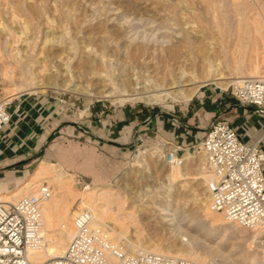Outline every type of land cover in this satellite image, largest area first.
<instances>
[{
    "label": "bare ground",
    "instance_id": "1",
    "mask_svg": "<svg viewBox=\"0 0 264 264\" xmlns=\"http://www.w3.org/2000/svg\"><path fill=\"white\" fill-rule=\"evenodd\" d=\"M16 1L23 7L25 13H29L28 15L30 13L32 14L31 11L38 14L43 13L38 7L39 1L48 4L47 0ZM113 1L116 4L122 2L125 5H133L136 7H146L151 3V0ZM156 1H163L169 5L167 9L171 14V17L168 16L170 18H165L159 22L141 17L131 19L125 15L126 12L122 13L119 18L118 15L112 18L108 16L72 18L66 12L63 18L53 20L48 18L45 9L44 13L46 15L44 17H46L48 29L40 31L39 25L37 24L35 26V30L40 31L42 37L40 41L41 46L37 49L40 50L43 45L47 44L55 52L45 59L47 63L38 65L39 69L32 76L33 81L31 87L49 86L56 90L81 94L86 99V103H88L90 96L94 94L91 93L90 88L88 89V85H90L93 89L99 88L95 91L98 97H109L113 98L114 101H147L156 103L168 97L175 101L189 99L206 82H215L219 86H226L231 82H235L239 77H264V65L260 67L256 63L245 64L242 61L245 65L240 64L241 62H235L236 64L233 65L235 70H232L234 71L232 77L236 79L227 80L231 76L225 75L223 70H221V64L215 60V53L218 47L212 37L215 35L211 33L212 27L207 24L208 20L205 21L202 15L197 17L196 22L193 18V21L187 19L186 11L189 7V0ZM204 1H206L209 7L214 8V13H217L219 8L216 7L219 5L217 4L219 0ZM235 1L237 0H225V4L226 6H232L236 4ZM109 9V7L103 5L95 10L106 12ZM220 9L222 10V8ZM237 10V12L236 10L234 11L238 16H236L238 28L236 30L239 31L243 25L244 33L248 39L247 43H250L251 46V44L254 45L260 42L264 46V5L259 7V12L255 10V13L258 14L257 16L253 13L251 14L255 16L252 19L247 18L246 9H241V11H239L240 9ZM217 18H221V21L217 22ZM217 18L214 20L215 23H212H214V26H217L216 28H222L220 32L218 29L215 31L216 34L217 30L221 34V30L224 28L225 15H220ZM226 23L227 21L225 25ZM225 28L228 31L227 27ZM47 32L52 33L50 38H47ZM214 37L217 39L216 36ZM113 38H116V40ZM217 42L220 44L219 41ZM240 44H242L241 41ZM241 46L243 50H247L246 47L248 44H242ZM242 48L241 51H243ZM108 51L117 52L118 57L115 59L110 58L111 56L109 57L107 54ZM148 54L155 55V59L153 60L149 57L151 60L150 64L147 61ZM239 54L241 55L240 52ZM236 57L238 56L236 55ZM262 61H264V58H262ZM129 62L132 64L139 63L140 66H145V74L141 72L146 76V82L143 85L138 86V83L142 82L139 81L138 75H134L131 78L126 74L128 71L123 72ZM115 66L118 69L119 67L121 68L119 69V74L114 72ZM50 78L55 79L50 85L43 82ZM58 80L59 82H57ZM146 84L149 86H146ZM20 90L19 88H15L10 95L16 94ZM87 107L86 104L83 112L87 110ZM152 147L146 156L158 155V150H160L159 146ZM189 157L188 153L184 155V163L181 166L169 165L163 175L164 181H157L156 184L146 186L141 191L129 189L131 186H128L129 184L124 187L121 185L124 188V193H126L124 195L96 185L91 187L85 186L84 192L82 191L83 193L80 194L70 187L69 183L71 181L69 182V174L62 177L60 167L55 168V165L51 162L40 161L27 181L9 194L6 200L12 201L19 194L22 196H26L29 193H32L29 195L37 194L39 188L43 185L47 186L50 191L49 196L42 199L39 203L43 219L42 234L46 243L43 247L28 252L30 262L33 264H49L51 258L60 255L64 251L74 232L73 218L77 210H74L72 213L74 215L72 221H70L68 215L70 214L73 201L79 198L77 208L86 207L92 211L94 215L92 225L103 227L112 242L118 243L122 241L129 252H153L185 258L197 264H214L205 251L202 249L198 250L197 244L199 242L204 244L202 237L200 238L197 232L194 234L191 231L193 229L198 231L204 228L206 233L210 231L213 233L223 232L236 238L240 252H244L245 256H248L247 262L243 264H264V252L261 253L258 249H246L249 251L248 253V251L243 249L244 242L250 237H253V240L257 239V233L227 219L222 212L214 211L210 208L209 182L211 174L207 170L205 172L200 169L199 161H201V158H198V162H196L195 160H190ZM131 160V165L134 167L142 166L149 168L148 160L142 156L135 155ZM189 162L197 166L195 174L200 175L199 178L202 179L198 183L207 184L205 190L190 187L189 179H192V177L188 170ZM41 178H48L49 183H53L55 187L50 190V186L43 183L41 185L39 184L37 190H35L34 187ZM184 197L185 199H183ZM156 198H160L161 201L157 202ZM174 199L176 200V204L173 203ZM126 200L133 204L132 206L136 208L135 211L140 214V219L146 220V222H150L156 217L153 211L147 214L144 207L148 206L147 202L156 205L160 220L158 223L154 222L153 226L156 223L157 225L161 223L169 226V228L172 227L178 230L179 233L184 232L187 235L185 241L174 239L166 242L156 241L145 243L141 240H129L126 234L128 230L127 225H137L138 223L134 217V211H125L123 206ZM190 205L196 210L197 221L193 226L188 225L183 228V223L179 218L183 213L180 210V206ZM108 220L111 225L108 224ZM138 225L131 230L137 237L136 239H140V236H142V227L140 228Z\"/></svg>",
    "mask_w": 264,
    "mask_h": 264
},
{
    "label": "rangeland",
    "instance_id": "2",
    "mask_svg": "<svg viewBox=\"0 0 264 264\" xmlns=\"http://www.w3.org/2000/svg\"><path fill=\"white\" fill-rule=\"evenodd\" d=\"M85 1L86 0H82V1L47 0L48 4L39 1L38 7L41 9L43 13L38 14L36 12L33 13V11H31L32 14L30 13L31 15L30 16L28 15L29 13H25L23 7L19 3H17L16 0L15 1L0 0V23H1L0 25L2 26L0 28V100H7L11 103L13 99H18V98L21 99L46 98L47 100L51 101V103L55 104V106L58 107L59 110H61V113L66 114L64 115V118H67L64 119L65 121H63V123L56 125L55 129L48 136L44 148L38 153L37 160L30 162V165H28L27 168H29V170L24 174L22 181L16 184V186L12 187L11 189L0 192V202H15L18 198L22 196L21 194H19L15 197V199H12V201H6L8 199L7 197L9 194L14 192L18 187L22 186L27 181L30 175H32L39 161L42 159L43 161L53 163L55 165L54 166L55 168L60 167L61 170L60 173L62 177H65L66 175L69 174L70 175L69 182L71 181L69 183L70 187L72 189H75L80 194L84 192L85 186L91 187L93 185H96V186H101L104 189H108V190L110 189V191L119 193L120 195H124L126 194L124 193V188H123L125 185L128 184H129L128 186L131 185L129 189L133 191H141L144 188H146V186L156 184L157 181L158 182L161 180L164 181L163 175L165 174L169 164L165 162L161 158V156L159 157V155L154 154L151 157L146 156L150 152L151 148H153L151 146L153 145V143L150 145L142 144L139 148L138 147L135 148V150H133L131 154L125 156L110 155L104 152L105 150L104 149L102 153L100 152L102 156L100 162V164H102V170L99 171L95 169V167L93 166L95 161H93L92 159H94L95 158L94 155H98L99 152L93 148V143L89 142V141L91 142L93 141L92 138L89 139L88 133L83 131V129L89 131V127L85 125L88 124V121L86 120L96 119L97 117L95 114L97 112H100L101 110H103V115L107 113L111 114L112 112H115L119 109H123L125 111L130 110L129 112H132L133 115H136L138 121L144 119L150 113H156L167 117L172 115H179L181 117H178V119L180 121L189 124L190 126L195 125L197 122H199L200 119L201 126H204L201 129V136L203 137L204 136L203 132H205V129L214 119H210V116L208 114H198V118L199 117L200 118L198 119L197 116H195L194 118L193 113H195L197 109V106L195 105L196 100L197 102H200L205 100H213V99L216 100L217 98H225L230 103H237V100L233 97L230 91L232 82L227 84L226 86H221V85L219 86V84H216L215 82H206L203 85H201L198 88V90L189 99L175 101L172 98L168 97L156 103H150L147 101H122V100L114 101L113 98L98 97L96 96L95 91H97L99 88L93 89L91 88L90 85H88V89L90 88L91 93L94 94L90 96L88 103H86V99L81 94H75L70 91L56 90L49 86L31 87V83L33 81L32 76L39 69L38 65H40L41 63H47V60L45 59L51 56L52 53L55 52L47 44L43 45L42 49L40 50L37 49L39 48V46H41L40 41L42 40V37L40 31L41 30L44 31L48 29L46 23V17H44V15L47 14L48 18L53 20L58 18H63L66 12L72 18L104 17V16H108L112 18V17H117V15L119 18L121 17L122 13L126 12L125 15L128 18L136 19L141 17L144 19L157 20L156 22L163 21L165 18L168 19L171 17V14L167 9L169 5H167V3L163 1L159 2L156 0H151L150 4L153 6L149 4L146 7H140V6L136 7L127 4L125 5V3L122 2L116 4L113 0H87L86 2ZM188 2H189V7L188 10L186 11L187 19L190 21L191 20L193 21V19H195L194 21L196 22L197 17L199 15H202L205 18V21L208 20L207 24L212 27L211 33L212 34L214 33L215 35L214 34L213 35L217 37V39H215V37L212 36L213 40L215 41L217 47L218 48L220 47V49L217 48V51L215 53V58H216L215 60L221 64L222 67L221 70H223L225 75L231 76L227 80L236 79L232 77L234 74V71H232L234 69L233 65L236 63L241 62L240 64L243 65L248 63H256L260 67L264 65V61H262V58H264V48L262 47L264 46H262L260 42H257L254 45L251 44V46L250 43H247L248 39L244 33V26L242 25L240 27L239 29L240 32L236 30L237 15L234 12L235 10L237 12L238 11L237 9H240L239 11H241V9L242 10L246 9L247 18L252 19V17L258 15L255 13V10H258L259 12V7L261 5H264V0H258V1L237 0L235 1L236 7L235 5L226 6L225 0H219L217 2V4L219 5L218 7H216L219 8L220 10L217 11L218 14L214 13L215 12L214 8L209 7L206 1L204 0H189ZM103 5H106L110 9L106 12H99L95 10L96 8L101 7ZM220 8H222V10ZM45 9H46V14L44 13ZM207 10L208 12H206ZM252 13L255 16L254 15L252 16L251 15ZM212 15H214L215 17ZM216 15L218 16L225 15V22L227 21L226 25L225 22L223 21L224 31L221 30L222 35L219 33L220 29L222 28L220 27L216 28L217 26L213 25L215 23L214 20H216V18L218 17ZM259 18L261 19V17ZM218 21L220 22L221 18H217V22ZM37 24L39 25L40 31L35 30L36 29L35 26ZM225 27H227L228 31L225 30L226 29ZM216 29L219 30V32L217 30V34L215 32ZM4 30L5 32H3ZM47 33H48L47 38H50L52 36V33L49 32ZM113 39L116 40V38ZM217 41H219L220 44ZM240 41L242 44H248V46L246 47L247 50L245 49L243 50ZM28 43L31 44L28 45ZM241 48L244 52L241 51ZM110 52L111 51L107 52L108 56L109 57L111 56L110 58L115 59L118 57L117 52H111V53ZM239 52L241 53V55L239 54ZM243 53L244 55L242 56ZM236 55L238 57H236ZM154 56L155 55L148 54L147 61L149 62V64L151 63L150 62L151 60L155 59ZM149 57L151 58V60ZM234 57L238 58L237 59L238 61ZM242 61L245 64L242 63ZM115 67L116 70L114 69V72H117V74H119L120 72L119 69L121 68L119 67L118 69L117 66ZM77 69H81V68H77ZM126 71L130 73L129 74L127 72L126 74L131 78L134 77V75H138L139 81L140 82L142 81L141 83H138V86H141L146 82L145 81L146 76L144 75L145 74L144 65L140 66L139 63L132 64L131 62H129L128 65L125 66L123 72ZM141 72L144 74H142ZM54 80L55 79L50 78L48 80H44L43 82H46L47 85H50V83H52ZM57 82H59V80ZM83 84L85 83L83 82ZM146 86L149 85L146 84ZM13 88L14 89L19 88L21 90L18 91L16 94L10 95L11 92H13L14 90ZM86 104L88 106L87 110L83 112V110H85L86 108ZM247 112L253 113L254 115L255 114L261 115L256 111L254 112L247 111ZM219 120H223V119H219ZM137 127L140 128L141 125L139 124L137 125ZM79 132H82V134ZM142 132L143 131H141L140 133ZM47 152H50L51 154L50 159L42 158ZM135 155H139L140 157L142 156L143 158L148 160L149 168L145 167L146 168L145 169L142 166H136V167L132 166L131 159ZM188 156H190L189 157L190 160L193 161L195 160L196 162H198L197 161L198 158L199 159L201 158V161H199L200 162L199 165L201 166L200 169L206 172L205 164H204V154L201 150H197V151L191 150ZM78 158H80V161H82V159H85L87 163L88 161H90V164L88 163L89 165H86V170L80 171L78 169H73L71 163L74 161L77 162ZM196 167L197 166L194 163H190V162L188 163V170L190 172V176L192 177V179H189L190 187L196 189L200 188L201 190L202 189L205 190L207 184L205 185L204 183H198L202 181V179L199 178L200 175L195 174ZM43 183L49 185L50 190L53 189V187H55L53 183H49L48 178H41L40 180L37 181V185H35L34 189L37 190L39 184L41 185ZM156 199L157 202L161 201L160 198H156ZM183 199H185V197ZM78 202H79V198L78 199L76 198L72 203L70 209L71 215L70 214L68 215L70 221H72V218L74 216L72 215L73 211L79 209L77 208ZM173 203L176 204L175 199L173 200ZM132 205L133 204H131L129 201L126 200L123 207L125 211H134V217L136 219V222L139 224L137 225L140 228L142 227L141 228L142 236H140L141 237L140 239L139 238L136 239L137 237L134 235L133 231L131 230H133V228L136 227L137 225L129 224L127 225L128 230L126 229L127 230L126 234L129 237V240H139V241L141 240L145 243L156 242V241L166 242L174 239L185 241L187 235L184 232L179 233L178 230L172 227L169 228V226L167 225L165 226L164 224L161 223L157 225L158 221L160 220V218H158L160 215L158 214L156 205L147 202V205L149 207L148 206L144 207V209L147 211V214H149V212L151 211L155 213L156 218L151 220L150 222H146V220H141L140 214H138L135 211L136 208L133 207ZM180 208H181L180 210L183 211V213L181 212L182 215L179 216L181 222L183 223V228L187 227L188 225L193 226L194 223L197 221L196 219L197 213L195 208L192 205L183 206V207L180 206ZM154 222H157L155 226H153ZM108 224L111 225L109 223V220H108ZM191 231L194 234L197 232L198 236H200V238L202 237V239L204 240V244L199 242L197 244L198 250L202 249L203 251H205L208 257L212 259L214 264H243L247 262L248 256H245L244 252L243 253L240 252V247L237 245V239L234 238L232 235L224 234L223 232L213 233L212 231L210 232L208 231L209 233H206L205 232L206 230L204 228L199 229L198 231L196 229H193ZM205 234L206 236L204 237ZM252 238L253 237H250L247 241L244 242L245 248L243 247V249L244 250L258 249L261 251V253L264 252V247H262L256 240H253ZM119 242L122 243V241Z\"/></svg>",
    "mask_w": 264,
    "mask_h": 264
},
{
    "label": "built area",
    "instance_id": "3",
    "mask_svg": "<svg viewBox=\"0 0 264 264\" xmlns=\"http://www.w3.org/2000/svg\"><path fill=\"white\" fill-rule=\"evenodd\" d=\"M237 104L264 115V77H239L231 84ZM10 102L0 100V131L8 124ZM175 122L178 118L173 117ZM141 135L134 137L142 141ZM158 155L172 166H181L184 155L201 150L209 182L210 208L257 233L264 247V148L261 138L244 140L226 120H213L200 141L186 148L157 142ZM50 194L41 186L37 194L15 202H0V264H33L28 252L43 247V219L39 203ZM94 215L86 207L73 218L74 232L64 251L49 264H197L191 260L153 252H129L114 243L103 227L93 226Z\"/></svg>",
    "mask_w": 264,
    "mask_h": 264
},
{
    "label": "crops",
    "instance_id": "4",
    "mask_svg": "<svg viewBox=\"0 0 264 264\" xmlns=\"http://www.w3.org/2000/svg\"><path fill=\"white\" fill-rule=\"evenodd\" d=\"M216 99V98H215ZM216 101V102H215ZM197 109L193 113L194 118L198 114H208L210 119H223L228 121L244 140H256L261 138V146L264 148V115H254L237 103H230L225 98L195 102ZM11 116L8 124L0 131V192L11 189L22 181L24 174L29 170L30 162L37 160L38 153L44 148L48 136L65 121L61 110L46 98L13 99L8 107ZM119 109L111 114L103 115V110L97 112L96 119H87L89 139L92 138L93 148L98 155H94L93 166L96 170H102L100 164L104 152L110 155L125 156L132 153L142 144L166 142L178 144L186 148L196 144L201 138V120L195 125L180 121L175 122L173 117L179 115L164 116L156 113L148 114L138 121L132 112ZM141 127H137V125ZM143 131L142 133H140ZM82 134V132H79ZM142 136V141L135 142L136 135ZM204 133V132H203ZM101 152V153H100ZM47 152L42 158L50 159ZM97 158V159H96ZM91 160V158H90ZM97 160V162H96ZM40 161H43L40 160ZM39 161V162H40ZM86 160L78 158L71 163L73 169L86 170ZM39 164V163H38ZM38 166V165H37ZM36 166V168H37ZM35 168V169H36ZM34 169V170H35Z\"/></svg>",
    "mask_w": 264,
    "mask_h": 264
}]
</instances>
